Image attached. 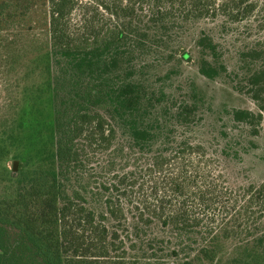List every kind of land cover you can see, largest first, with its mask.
<instances>
[{
    "label": "trees",
    "instance_id": "trees-1",
    "mask_svg": "<svg viewBox=\"0 0 264 264\" xmlns=\"http://www.w3.org/2000/svg\"><path fill=\"white\" fill-rule=\"evenodd\" d=\"M34 1L16 0L21 14ZM12 3L0 2V23ZM37 3L49 6L50 131L34 138L35 155L23 146L13 156L36 157L44 166L31 172L1 166L17 184L13 196H0V264H199L219 253L226 254V264H264V183L231 186L214 152L191 136L200 123L194 104L146 87L134 78L133 65L143 55L172 53L171 41L191 21L264 16V0H97L118 21L146 16L145 24L141 28L138 18L126 31L118 23L104 37L95 26L83 34L82 45L70 43L63 25L75 0ZM196 46L204 54L202 75L214 78L225 69L210 34L202 32ZM180 57L191 56L184 50ZM261 59L250 74L252 85L264 73ZM39 86L25 84L22 98L8 101L9 108L17 105V117L4 118L7 140L0 137V143L23 142V126L36 120ZM261 116L232 112L237 122ZM77 171L93 183L68 192L66 181ZM86 193L101 202L100 213L87 206ZM231 237L236 243L223 251Z\"/></svg>",
    "mask_w": 264,
    "mask_h": 264
},
{
    "label": "rangeland",
    "instance_id": "rangeland-1",
    "mask_svg": "<svg viewBox=\"0 0 264 264\" xmlns=\"http://www.w3.org/2000/svg\"><path fill=\"white\" fill-rule=\"evenodd\" d=\"M21 11L22 7L15 0L2 15L0 23V137H4V140H7V130L3 120L9 114L17 117L15 113L18 110L17 105L9 108L8 101L16 102L22 98L25 84L38 82L40 86L36 93L35 110L32 112L36 120L32 126H23V142H19V145L17 142L13 143L15 145H10L7 141L0 143V196H13L17 184L16 179L10 177L9 173H4L1 166L6 167L9 172H17L20 167H26L25 171L31 172L40 165L44 166L43 160L36 157L28 162L13 156L23 146L31 147V154L35 155L39 145L33 146L34 138L41 135L45 139L50 131L46 125L51 113L50 91L46 84L47 67L51 63L46 21L49 6L38 5L35 0L26 14H21ZM138 18L141 19L143 28L146 16H121L118 21L110 11L100 7L97 0H75L63 25L67 28V36L73 39L70 43L82 45L84 42L81 43L80 40L87 38V34H83L92 32L89 28L97 26V31L101 29L100 36L104 37L111 35V30L119 26L118 23L126 31H132L135 27H130L128 23L131 21L134 25ZM126 31L124 35L127 34ZM202 32L210 34L219 44L216 60L225 66L214 78L200 73V62L204 54L197 48L196 40ZM142 33H145L143 29L140 30L143 38ZM171 42L172 53L162 50L134 59V78H141L148 88L164 89L169 98L172 95L175 101L187 100L194 104L200 123L191 136L203 143L210 152H214L231 186L263 184L264 73L257 75L259 85L251 84L254 78L252 82L249 80L250 74L256 71L264 56L260 52L264 48V16H249L237 23L228 21L224 16L194 20L187 23L179 36H175ZM184 50L191 56L187 60L180 57ZM154 58L158 61L153 60ZM43 68L45 73L42 72ZM234 109H248L255 114L261 112L262 116L260 119H253L251 123L237 122L232 117ZM105 116L108 117L106 114ZM14 126L17 127L16 122ZM116 142H122V139L118 138ZM15 160L18 161L16 169L13 167ZM69 176L70 179L66 181L68 192L85 190V185L88 188L93 183V177L87 172H72ZM85 195L89 201L87 206L96 214L100 213L103 210L101 202L87 193ZM16 235L17 232L12 231V236ZM235 238L237 237L227 239L223 251L231 250L236 243ZM226 257L225 253H219L213 261L200 258L198 262L226 264Z\"/></svg>",
    "mask_w": 264,
    "mask_h": 264
},
{
    "label": "water",
    "instance_id": "water-1",
    "mask_svg": "<svg viewBox=\"0 0 264 264\" xmlns=\"http://www.w3.org/2000/svg\"><path fill=\"white\" fill-rule=\"evenodd\" d=\"M17 160H15L14 162H13V167H14V169H16V165H17Z\"/></svg>",
    "mask_w": 264,
    "mask_h": 264
}]
</instances>
